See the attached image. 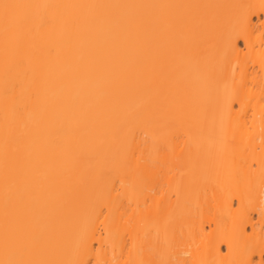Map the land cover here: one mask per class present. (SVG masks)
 I'll list each match as a JSON object with an SVG mask.
<instances>
[{"label":"bare ground","instance_id":"1","mask_svg":"<svg viewBox=\"0 0 264 264\" xmlns=\"http://www.w3.org/2000/svg\"><path fill=\"white\" fill-rule=\"evenodd\" d=\"M0 264H264V0H0Z\"/></svg>","mask_w":264,"mask_h":264},{"label":"snow or ice","instance_id":"2","mask_svg":"<svg viewBox=\"0 0 264 264\" xmlns=\"http://www.w3.org/2000/svg\"><path fill=\"white\" fill-rule=\"evenodd\" d=\"M15 7H18L17 5H9V4H4L3 5V8L5 10V18L7 19L8 17V10L9 9H12V8H15Z\"/></svg>","mask_w":264,"mask_h":264}]
</instances>
